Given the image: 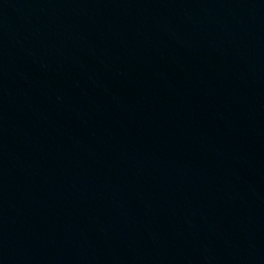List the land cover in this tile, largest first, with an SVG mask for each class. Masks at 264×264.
<instances>
[{
    "label": "water",
    "instance_id": "obj_1",
    "mask_svg": "<svg viewBox=\"0 0 264 264\" xmlns=\"http://www.w3.org/2000/svg\"><path fill=\"white\" fill-rule=\"evenodd\" d=\"M0 264H264V0H0Z\"/></svg>",
    "mask_w": 264,
    "mask_h": 264
}]
</instances>
